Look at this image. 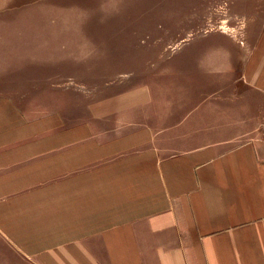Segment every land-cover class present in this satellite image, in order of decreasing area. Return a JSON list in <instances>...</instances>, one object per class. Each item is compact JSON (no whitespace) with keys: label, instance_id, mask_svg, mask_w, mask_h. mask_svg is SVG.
I'll return each mask as SVG.
<instances>
[{"label":"crops","instance_id":"obj_1","mask_svg":"<svg viewBox=\"0 0 264 264\" xmlns=\"http://www.w3.org/2000/svg\"><path fill=\"white\" fill-rule=\"evenodd\" d=\"M227 5L81 115L0 91V264H264V0Z\"/></svg>","mask_w":264,"mask_h":264},{"label":"rangeland","instance_id":"obj_2","mask_svg":"<svg viewBox=\"0 0 264 264\" xmlns=\"http://www.w3.org/2000/svg\"><path fill=\"white\" fill-rule=\"evenodd\" d=\"M227 8V0H0V91L28 112L81 115L92 99L146 81L191 36L218 24L231 31Z\"/></svg>","mask_w":264,"mask_h":264}]
</instances>
